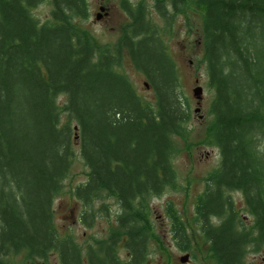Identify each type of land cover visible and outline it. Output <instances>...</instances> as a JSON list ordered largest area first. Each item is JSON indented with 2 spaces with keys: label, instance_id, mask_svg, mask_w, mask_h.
<instances>
[{
  "label": "trees",
  "instance_id": "16d2710c",
  "mask_svg": "<svg viewBox=\"0 0 264 264\" xmlns=\"http://www.w3.org/2000/svg\"><path fill=\"white\" fill-rule=\"evenodd\" d=\"M40 1L0 0V264L17 254L43 264L50 256L57 264H146L148 238L161 244L143 204L173 183V139L186 134L190 118L165 36L191 7L202 10L203 62L214 90L210 135L220 156L199 199L204 240L216 264H245L249 248L264 252V0H155L162 26L124 0L129 23L116 46L100 45L79 25L87 0H51L53 19L42 24L31 13ZM124 57L148 79L153 104L120 71ZM72 121L88 168L76 197L89 203L105 192L123 210L118 234L84 252L53 221L74 155ZM231 192L241 193L251 229L239 228ZM185 229L174 223V239L186 242Z\"/></svg>",
  "mask_w": 264,
  "mask_h": 264
},
{
  "label": "rangeland",
  "instance_id": "374dc122",
  "mask_svg": "<svg viewBox=\"0 0 264 264\" xmlns=\"http://www.w3.org/2000/svg\"><path fill=\"white\" fill-rule=\"evenodd\" d=\"M123 1L87 0V17L78 20L79 25L100 45L116 46L123 29L129 23V16L122 7ZM128 2L134 7L142 6L148 19L162 26L163 22L155 10V0H128ZM100 7L103 11L99 10ZM52 11L51 0H42L36 4L31 13L42 24L51 22ZM186 12L182 10L174 16L165 41L167 51L176 64L179 92L186 99L185 108L190 112V118L185 124L186 134L173 139L174 153L171 160L173 183L143 204V212L146 213L155 238L162 244L155 242L151 237L148 238L146 245L149 254L146 264H216L213 257L209 256V244L204 240L202 222L198 215L199 199L205 197L207 179L220 164L218 149L212 143L210 135L214 90L209 85L203 62L202 10L191 7ZM98 15L100 17L97 20ZM120 71L128 76L144 101L154 103V92L148 85V79L134 69L128 57L123 58ZM144 83L148 86L145 87ZM196 86L201 88L200 100H196L193 96V89ZM65 101L63 96L56 99L59 104H64ZM60 120L62 124L67 120L64 113L61 114ZM76 126V122L72 121L74 155L68 175L62 182V189L53 202V221L59 233L62 236L70 234L84 252L87 245H94L95 241L104 240L112 231L117 233L115 230L120 226L118 217L123 216V210L118 200L105 192H101L100 198L99 196L91 198L89 203L76 197L75 191L86 183L88 173V168L79 152L80 139L79 132L74 129ZM227 194L241 222L239 228L251 229L252 218L245 210L241 193ZM140 202L139 199L136 204ZM84 213L86 217L83 220ZM174 223L185 226L188 236L186 242L180 243L178 239H174L172 232ZM210 223L216 226L220 220L212 216ZM122 240L117 248L119 259L124 261L128 252ZM249 249L245 264H264V252L254 253L251 248ZM163 250H167L168 257L163 255ZM185 255H188V261L182 263L180 259ZM48 260L50 264H57L55 256H50ZM7 262L8 264H43L33 263L23 254L11 255Z\"/></svg>",
  "mask_w": 264,
  "mask_h": 264
},
{
  "label": "water",
  "instance_id": "95a60500",
  "mask_svg": "<svg viewBox=\"0 0 264 264\" xmlns=\"http://www.w3.org/2000/svg\"><path fill=\"white\" fill-rule=\"evenodd\" d=\"M100 11H103V8H100L99 9ZM99 15L96 17V19H99ZM144 86L145 87H147L148 85H147V83H144ZM193 96L196 98V100H200L201 99V88L198 86V87H195L194 89H193ZM75 130H76V128H75ZM180 261L182 262V263H185V262H187L188 261V255H185L184 257H182L181 259H180Z\"/></svg>",
  "mask_w": 264,
  "mask_h": 264
}]
</instances>
